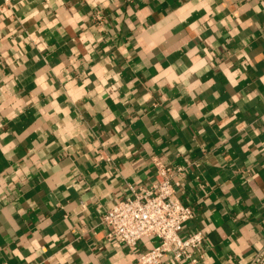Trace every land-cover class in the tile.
<instances>
[{"label":"crops","instance_id":"obj_1","mask_svg":"<svg viewBox=\"0 0 264 264\" xmlns=\"http://www.w3.org/2000/svg\"><path fill=\"white\" fill-rule=\"evenodd\" d=\"M155 156L206 236L160 264H255L264 0H0V264H137L103 217Z\"/></svg>","mask_w":264,"mask_h":264},{"label":"built area","instance_id":"obj_2","mask_svg":"<svg viewBox=\"0 0 264 264\" xmlns=\"http://www.w3.org/2000/svg\"><path fill=\"white\" fill-rule=\"evenodd\" d=\"M10 2L11 0H3ZM155 179L134 188L132 194L116 202L104 214L109 227L108 238L133 247L144 237H156L159 242L142 251L137 264H160L167 254L177 261L188 258L191 250L200 248L206 240L202 231L180 234L185 222L193 218L195 210L176 195L175 179L184 172L183 166H171L161 158H153ZM264 260V254L255 264Z\"/></svg>","mask_w":264,"mask_h":264}]
</instances>
